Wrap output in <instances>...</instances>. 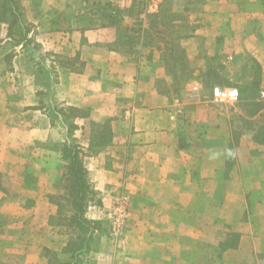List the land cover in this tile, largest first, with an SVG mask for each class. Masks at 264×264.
<instances>
[{"label":"crops","instance_id":"0c3cea01","mask_svg":"<svg viewBox=\"0 0 264 264\" xmlns=\"http://www.w3.org/2000/svg\"><path fill=\"white\" fill-rule=\"evenodd\" d=\"M18 2L40 65L20 47L0 53V264H51L50 254L70 261L77 233L58 223L55 204L65 142L82 152L95 193L85 217L101 226L79 264H264V167L249 169L242 186L235 168L264 165V142H242L245 133L227 148L231 170L212 192L219 205L201 203L205 99L216 87L204 95L201 75L214 60L235 68L237 81L249 72L241 67L256 66L264 92V0ZM5 30L0 24V49L12 42ZM177 51L186 80L170 60ZM41 65L53 74L41 79ZM54 106L89 113L63 120ZM120 190L131 217L111 241L102 228Z\"/></svg>","mask_w":264,"mask_h":264},{"label":"rangeland","instance_id":"374dc122","mask_svg":"<svg viewBox=\"0 0 264 264\" xmlns=\"http://www.w3.org/2000/svg\"><path fill=\"white\" fill-rule=\"evenodd\" d=\"M17 3L19 5L18 0ZM19 7L20 12H22L20 5ZM52 20L55 22L56 20L60 21L61 19L59 17H56V19L53 17ZM23 22L30 30V24L24 20ZM0 24L6 26V35L7 37H11L10 40L12 41L1 44L2 49H0V53H3L6 50H12L13 46L20 47L23 52L28 53V55L31 56L30 60H32L33 63L40 65V62L37 61V57L39 56V49L37 45L39 44L33 38L29 37L31 30L27 35V38L31 40L30 45L25 47L23 46L22 42L17 44V42L21 40V37L19 36V28H15V26L12 30H10L7 24L3 22ZM2 42L3 41L1 40L0 43ZM28 60V58L27 60L22 58L20 60L21 67H23V65L25 67L29 66ZM170 60L173 62L175 69L180 68L179 78L181 80H186L189 76V70L188 64L184 61L182 54L177 51L176 56L173 54L170 55ZM217 63L218 60L212 61V64H214L213 67L201 75V79L204 81L202 93L204 95L206 94L207 96L209 90L212 88V84L214 83L216 87L221 88L222 86H225V88L236 90L238 92L239 98L238 101L233 104L229 102H216L212 98L205 99L207 101L206 108L208 109L206 121L207 126L209 127V137L206 138V142L209 145L206 155L207 162L204 161L205 164L207 163L206 168H204V174L208 175L209 182H206V179H203L204 181L202 182V190L204 195L201 197V203L208 207H215L219 205V202L217 201L218 198L212 196V192L216 191L214 180L223 181V178L227 176V172H229L232 167L231 159L233 158V153L231 154L227 148H233V144H235V142H239L240 137L245 133L246 135L244 139H242V142H259V140L264 138V108L259 111L261 112L259 117L256 116L257 113H253V110L256 109L253 106V103L264 105V98L261 96L263 91H261L259 88V69L256 66H252L251 68L241 67L242 73L246 72L247 70H249V72L247 73L246 77L242 76L240 80L237 81V77L234 75L235 68H227L225 66L220 67ZM36 71L39 73V76L41 75V79L53 74L49 67L42 65L36 68ZM66 113L67 117L71 115L69 112ZM53 115L58 117L55 113H53ZM200 117L201 119L204 118L203 113L202 115L199 114V118ZM240 158L241 162L243 157L240 156ZM257 167H261L260 169H263L264 165L239 164L235 167L239 170L236 180L241 181V186L249 181L247 180L249 177L246 175V172L249 169H255ZM256 177V174L253 173V182L257 181V179H255ZM65 185L66 183L63 180L61 186L64 187ZM242 188L247 189L246 187ZM63 192V194L67 193L64 189ZM61 203L63 204V215L69 216L71 214V204L65 200H61Z\"/></svg>","mask_w":264,"mask_h":264},{"label":"trees","instance_id":"16d2710c","mask_svg":"<svg viewBox=\"0 0 264 264\" xmlns=\"http://www.w3.org/2000/svg\"><path fill=\"white\" fill-rule=\"evenodd\" d=\"M5 23L8 28L12 30L19 28V36L21 40L17 42L20 44L22 42L23 46L28 47L30 45V39L27 38L29 28L24 24L22 20V13L20 12V7L17 0H0V23ZM256 108L253 113H258L264 108L263 104L253 103ZM52 112L57 114L58 118L63 120L73 117H86L89 113L87 109H76V108H56L51 107ZM66 112L71 115L66 116ZM75 126H68V131L74 130ZM263 129V128H262ZM264 142V138L259 140L257 143ZM62 159L65 162V174L63 175V180L66 185L63 189L67 192L64 195L58 197L55 200V204L58 207L59 214L63 209V204L61 200H65L71 204V214L69 216L61 217L58 223H64V225L75 233L77 236L75 240H71L70 244V261L60 262L54 257V254H50L51 264H79L80 257L83 254H87L93 250V235L96 231H101L100 222L88 220L85 217V211L89 204L94 200V191L92 190L90 184L86 178V171L82 164V152L80 148L73 142H65L61 149ZM1 177V174H0ZM66 215V214H65Z\"/></svg>","mask_w":264,"mask_h":264},{"label":"built area","instance_id":"2783aa9c","mask_svg":"<svg viewBox=\"0 0 264 264\" xmlns=\"http://www.w3.org/2000/svg\"><path fill=\"white\" fill-rule=\"evenodd\" d=\"M213 100L216 102H229L231 104L238 101V92L234 89L213 87L211 91ZM264 98V93H261ZM131 217V200L125 190H120L113 196L112 206L108 212L106 225L102 228L104 234L111 241L120 239L128 229Z\"/></svg>","mask_w":264,"mask_h":264}]
</instances>
